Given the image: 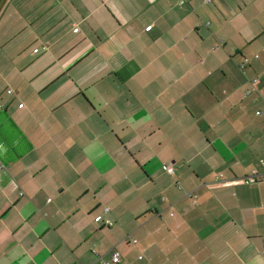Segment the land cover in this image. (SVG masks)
I'll list each match as a JSON object with an SVG mask.
<instances>
[{
  "label": "crops",
  "instance_id": "obj_1",
  "mask_svg": "<svg viewBox=\"0 0 264 264\" xmlns=\"http://www.w3.org/2000/svg\"><path fill=\"white\" fill-rule=\"evenodd\" d=\"M113 252L264 264V0L2 5L0 264Z\"/></svg>",
  "mask_w": 264,
  "mask_h": 264
},
{
  "label": "built area",
  "instance_id": "obj_2",
  "mask_svg": "<svg viewBox=\"0 0 264 264\" xmlns=\"http://www.w3.org/2000/svg\"><path fill=\"white\" fill-rule=\"evenodd\" d=\"M202 1L203 2H207L208 0H202ZM248 63H249L248 59H243V61L238 65V68L243 71L246 68V66L248 65ZM10 93H11V91H8V94H10ZM256 115L259 116L260 112H256ZM166 172L169 175H173L174 174V171H173V169L171 167H167L166 168ZM243 180H244V183L246 185L255 184V183L258 182V176H257V174L255 172H253L250 176L245 177ZM105 225L106 226H111V223L109 221H106ZM119 262H120L119 255L117 253L113 252L112 255H111L110 262H101V264H118Z\"/></svg>",
  "mask_w": 264,
  "mask_h": 264
},
{
  "label": "rangeland",
  "instance_id": "obj_3",
  "mask_svg": "<svg viewBox=\"0 0 264 264\" xmlns=\"http://www.w3.org/2000/svg\"><path fill=\"white\" fill-rule=\"evenodd\" d=\"M6 0H0V9Z\"/></svg>",
  "mask_w": 264,
  "mask_h": 264
}]
</instances>
